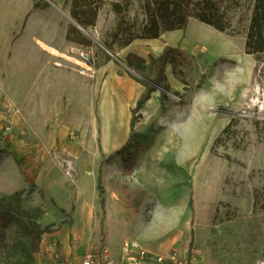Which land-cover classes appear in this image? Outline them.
Listing matches in <instances>:
<instances>
[{
    "label": "rangeland",
    "instance_id": "obj_1",
    "mask_svg": "<svg viewBox=\"0 0 264 264\" xmlns=\"http://www.w3.org/2000/svg\"><path fill=\"white\" fill-rule=\"evenodd\" d=\"M220 1L231 17L228 31L190 17L169 33L184 36L188 48L173 46L183 52L169 55L166 90L155 87L137 111V141L122 153L116 150L129 138L131 110L146 89L140 80L154 75L151 58L163 45L139 40L127 52L114 43L111 52L103 41L117 24L112 2L126 4L125 14L140 22L144 0H104L95 25L80 29L90 44L68 41L50 78L0 76V264L37 262L29 236L17 229L12 195L41 245L71 221L67 204L92 198L100 242L105 208L119 204L128 232L110 217L113 243L132 238L140 224L147 239L186 236L187 264H262L264 52L244 48L252 0ZM29 2L0 0V22ZM32 2L39 7L13 41L60 39L72 23L70 2ZM116 128L122 133L114 140Z\"/></svg>",
    "mask_w": 264,
    "mask_h": 264
},
{
    "label": "trees",
    "instance_id": "obj_2",
    "mask_svg": "<svg viewBox=\"0 0 264 264\" xmlns=\"http://www.w3.org/2000/svg\"><path fill=\"white\" fill-rule=\"evenodd\" d=\"M68 1L70 2L69 15L73 22L67 28L66 39L76 44H90V40L77 25L84 30L94 26L98 10L104 0ZM32 7L37 8L39 4L33 2ZM126 7V4L112 2V9L118 17L117 24L109 33V40L103 41L105 48L111 52H113L112 45L114 43L122 47L128 45L134 39H154L165 31L182 29L186 26L190 17L221 32H226L232 27L228 8L220 0H144L142 5L144 18L140 22L130 19L125 14ZM244 48L245 52L250 54L264 52V0H252L251 13L245 29ZM173 52L181 53L183 50L166 46L158 56L151 58L150 67L154 70V75L151 78L143 77L140 80L146 89L131 110L129 138L116 150V153H122L136 143L137 140L134 139V124L138 117L136 113L150 98L153 89L160 87L166 90L167 86L164 82L165 66L169 63V55ZM97 181L101 188L99 177H97ZM10 198L11 201L16 203L17 207V229L29 236L30 252L33 254L38 253L41 248L40 231L24 219L25 209L19 205L16 195H12ZM0 223H5L2 214H0Z\"/></svg>",
    "mask_w": 264,
    "mask_h": 264
},
{
    "label": "crops",
    "instance_id": "obj_3",
    "mask_svg": "<svg viewBox=\"0 0 264 264\" xmlns=\"http://www.w3.org/2000/svg\"><path fill=\"white\" fill-rule=\"evenodd\" d=\"M32 0L29 4L25 6L23 10L18 8H13L10 10L11 15L0 22V29L6 30L2 32V39H0V76L1 77H11L16 75H24L29 78L44 77L50 78L52 75V60L57 56L44 49L37 40H41L45 44L59 51L67 46L68 40L66 39L67 27H63L60 33V39L44 38L31 34L33 40L28 38L26 41L16 40L13 41V37L21 31L23 26V18L30 13L31 17L34 15L36 8L32 7ZM37 11V10H36ZM29 23L26 22L24 25L27 28ZM203 23V22H202ZM33 26V22H30ZM208 25V24H207ZM215 29V28H214ZM176 30V29H175ZM221 32V31H220ZM169 33H174L172 31L163 32L158 38L154 39H134L128 45L123 47V50L130 52L134 51L132 45L139 40L142 41H159L163 45L159 53L163 51L164 46H174L181 45V48L187 50L188 45H185L184 36L182 39H177L174 35H169ZM155 43V42H154ZM60 52V51H59ZM142 55V50L137 52ZM75 151V149L71 148ZM66 209L70 212L69 218L70 222H63L61 228L58 232L52 233L46 238V242L41 245L40 251L35 253L37 262L36 264H52L53 259L50 256L49 248L51 242L56 241L59 244V259L65 264H81L82 254L91 249L94 244L100 243L98 246L105 245L108 250V260L107 262H116V264H130L120 254V247L123 240L130 238L126 235L122 241L116 243L111 242L109 233V221L110 217L117 219L119 224L125 228L127 221L124 217V208L119 204H116L113 208H105L103 216V242H100L99 235V222L97 218L94 217L93 207L95 205L94 199H82L75 198L67 204ZM108 205V204H107ZM127 227V226H126ZM128 232V229L125 228ZM105 235V236H104ZM72 236L76 239L74 243H69V237ZM132 238L141 242L150 252L153 254H165L169 250L167 246L171 245L173 242L178 243L177 252L181 259L180 264H187L184 260L185 251L188 247V242L186 241V236L177 237L172 235L168 236H153L152 239H147L141 232V225L139 224L134 228L132 233ZM183 239V240H181ZM145 264H156L154 262H148Z\"/></svg>",
    "mask_w": 264,
    "mask_h": 264
},
{
    "label": "built area",
    "instance_id": "obj_4",
    "mask_svg": "<svg viewBox=\"0 0 264 264\" xmlns=\"http://www.w3.org/2000/svg\"><path fill=\"white\" fill-rule=\"evenodd\" d=\"M84 56L83 53H81ZM82 69L86 70V60H82ZM85 65V66H84ZM9 126H6L8 129ZM49 253L53 259L52 264H65L59 259V244L56 241L51 242ZM120 254L130 264H145L154 262L156 264H180L181 259L175 249H170L165 254H153L141 242L133 238L123 240L120 247ZM108 250L104 246H98L85 251L81 257V264H116V262H107ZM264 264V258L261 260Z\"/></svg>",
    "mask_w": 264,
    "mask_h": 264
},
{
    "label": "bare ground",
    "instance_id": "obj_5",
    "mask_svg": "<svg viewBox=\"0 0 264 264\" xmlns=\"http://www.w3.org/2000/svg\"><path fill=\"white\" fill-rule=\"evenodd\" d=\"M37 42L44 48L46 49L47 51L51 52V53H54V54H57V50H55L54 48L50 47L49 45L45 44L44 42H42L41 40H37ZM121 129L120 128H116L114 129V132H113V139L116 140L120 137V134H121Z\"/></svg>",
    "mask_w": 264,
    "mask_h": 264
},
{
    "label": "water",
    "instance_id": "obj_6",
    "mask_svg": "<svg viewBox=\"0 0 264 264\" xmlns=\"http://www.w3.org/2000/svg\"><path fill=\"white\" fill-rule=\"evenodd\" d=\"M72 20V19H71ZM73 22V21H72ZM77 27L79 28V29H81V30H83L84 31V29H82L81 27H79L78 25H77Z\"/></svg>",
    "mask_w": 264,
    "mask_h": 264
}]
</instances>
